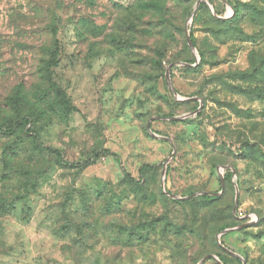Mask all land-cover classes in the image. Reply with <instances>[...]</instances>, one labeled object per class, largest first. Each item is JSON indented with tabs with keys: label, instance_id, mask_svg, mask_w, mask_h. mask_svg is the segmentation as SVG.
I'll use <instances>...</instances> for the list:
<instances>
[{
	"label": "rangeland",
	"instance_id": "obj_1",
	"mask_svg": "<svg viewBox=\"0 0 264 264\" xmlns=\"http://www.w3.org/2000/svg\"><path fill=\"white\" fill-rule=\"evenodd\" d=\"M137 4L0 0V264H264V0Z\"/></svg>",
	"mask_w": 264,
	"mask_h": 264
},
{
	"label": "trees",
	"instance_id": "obj_2",
	"mask_svg": "<svg viewBox=\"0 0 264 264\" xmlns=\"http://www.w3.org/2000/svg\"><path fill=\"white\" fill-rule=\"evenodd\" d=\"M166 1L167 0H138V4L134 8L135 10L133 13H135V14L137 13V14L142 15V16L145 13H150V15H152V16L163 15L164 14L163 11H164V8L166 6ZM181 1L184 2V0H181ZM228 3H230V1H228ZM199 8H207V4L205 2H200ZM53 29L55 30V28H53ZM150 33H151V31H150ZM190 35H191V38H192L194 45L196 46L193 34L190 33ZM43 63H44L43 67L41 68V72L43 73V75H41V76H42V78L44 76H45V78H47L51 69L58 66V64H59V48L57 46L56 40H54L52 45L49 47V49L47 51V58L43 61ZM157 68H160L159 62H157ZM171 75H172V73H171ZM162 77H163L166 89H168V84L166 82V77H165L164 73H163ZM28 123H30V118L25 116L22 118V121L16 122L15 125L4 126V125L0 124V132L4 133V134H13L17 130V128H21ZM54 152H56L58 155L60 154L59 151L54 150ZM105 152L109 153V151H105ZM110 154H112V153H110ZM113 155H115V154H113ZM96 156H99V154H97ZM146 167H147V165L143 166L140 169L141 173H143L145 171ZM202 198L205 200H214V199H217L218 196L205 193V194H203ZM236 217H238V216L236 215ZM217 255L225 263V259L220 254H217Z\"/></svg>",
	"mask_w": 264,
	"mask_h": 264
},
{
	"label": "water",
	"instance_id": "obj_3",
	"mask_svg": "<svg viewBox=\"0 0 264 264\" xmlns=\"http://www.w3.org/2000/svg\"><path fill=\"white\" fill-rule=\"evenodd\" d=\"M200 2H201V1H198V3H197V7L200 5ZM185 31H186V39H187L188 45H189L194 51H196V47H195V45H194V43H193V41H192L191 35H190V33H189L188 25L185 27ZM170 67H171V66H170ZM170 67L167 68L166 73H165L166 82H167L168 85H171V84H172V83H171V68H170ZM200 109H201V107H199V108L196 110L195 113H198V112L200 111ZM191 115H192V114H190V115H188V116H191ZM182 118H184V117H172L171 119H173V120H177V119H182ZM161 138H164V137H161ZM166 139H167V138H166ZM167 140L170 141V139H167ZM173 154H174V152H173ZM172 157H173V155L169 158V160H170ZM165 176H166V168L163 170V177L165 178ZM222 185H223V178H222ZM163 187H165V182L163 183ZM205 193H207V194H211V195H217V193H211V192H204L203 194H205ZM168 195H169L170 197H172V198H176V196L173 195V194H171V193H168ZM193 196H196V195L194 194V195H191L190 197H193ZM229 230H230V229H225V230H223V231L218 235L219 245H220L223 249H225L226 251H228V252H230V253H232V254H234V255H237V254L234 253L232 250H230L228 247H226V246L221 242V240H220L221 236H222L225 232H227V231H229ZM210 257H212V258H214V259H217L219 262H221L220 259H219L217 256H215V255H207V256L203 257L202 259H200V261L198 262V264H204L205 261H206L207 259H210ZM221 263H222V262H221ZM244 263H245V262H244Z\"/></svg>",
	"mask_w": 264,
	"mask_h": 264
},
{
	"label": "built area",
	"instance_id": "obj_4",
	"mask_svg": "<svg viewBox=\"0 0 264 264\" xmlns=\"http://www.w3.org/2000/svg\"><path fill=\"white\" fill-rule=\"evenodd\" d=\"M236 214H237L238 218H240V219H244L245 217H247V215L245 213H243L242 211H236Z\"/></svg>",
	"mask_w": 264,
	"mask_h": 264
}]
</instances>
